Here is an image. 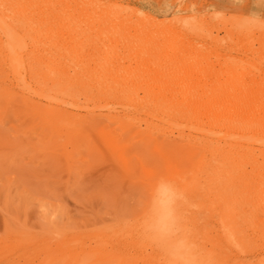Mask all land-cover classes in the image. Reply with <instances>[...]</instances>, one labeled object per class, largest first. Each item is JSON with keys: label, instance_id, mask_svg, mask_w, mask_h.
<instances>
[{"label": "bare ground", "instance_id": "obj_1", "mask_svg": "<svg viewBox=\"0 0 264 264\" xmlns=\"http://www.w3.org/2000/svg\"><path fill=\"white\" fill-rule=\"evenodd\" d=\"M22 1L26 0H0V58L19 83H26L25 92L40 91L41 95H46L50 101L48 107L30 106L51 133L61 135L65 132L66 136L73 135L81 141L86 133L95 132L98 136L95 141L118 158L120 167L125 169L135 164L139 170H145L144 165L154 161V170L146 173L150 183L159 175L167 174L177 175L193 185L207 172L209 161L215 160L217 166L212 186L207 192H191L193 221L201 228L209 246L220 254L222 264H235L231 253L252 254L257 249L264 250L262 67L242 68L224 81L217 82L214 78L220 71L215 65L202 63L192 67L197 60L205 61L211 52L200 53L197 44L188 43L185 34L178 32L184 23L182 19L160 21L148 15L134 31L141 36L148 30L155 32L146 41L133 46L130 39L134 38V31L126 27L137 13L135 9H128V17H114L112 12L94 17L87 9L71 12L68 8L64 12V0H57L54 5L50 0H27L29 5L26 6L30 11L22 9L6 14L13 4ZM94 4L98 7L103 5L98 1ZM109 21L113 22L114 35L118 36L112 46L118 52L121 50L118 46L122 45L125 53L122 56L115 53L99 68H93L91 63L80 65L76 60L81 54L91 56L90 50L107 49L104 41H92L89 50H54L51 47L42 51L40 48L45 43L41 39L33 43V51L27 52L17 38H10L11 33L33 29V26L41 28L55 24L50 28L52 30L56 23L73 22L91 28ZM69 35L62 29L53 30L52 37L56 39L53 44L57 47ZM237 44L239 52L252 51V47L248 48L245 43ZM166 46H170L167 53L168 58L172 57L171 67H148L146 63ZM30 56H33L31 64L27 60ZM66 59L71 63H64ZM121 72L130 77L119 79L117 76ZM92 74H96V78ZM82 77L89 83H84ZM139 77L147 78V84L153 80L158 84L144 97L125 98L131 88L129 79L137 80ZM70 87L83 88L89 90L88 93L98 91V95L105 97L106 105L97 108L105 109L114 103L121 111L108 109L106 114L101 113L107 118V125H96L94 111L82 115L63 108ZM28 99L33 103L31 98ZM136 111L176 129L180 141L172 143L161 138L160 135L172 131L153 126L149 121L145 123V129L137 125L138 129L134 131L141 147H148V150L142 158L132 157L127 148L134 147L131 142H122L108 126L112 121L127 124L124 129L136 125ZM102 259L127 264L126 258L116 254L105 255ZM259 264H264V259Z\"/></svg>", "mask_w": 264, "mask_h": 264}, {"label": "rangeland", "instance_id": "obj_2", "mask_svg": "<svg viewBox=\"0 0 264 264\" xmlns=\"http://www.w3.org/2000/svg\"><path fill=\"white\" fill-rule=\"evenodd\" d=\"M50 1L53 5L57 3V0ZM96 1L103 5L96 6ZM28 2L13 4L6 14L28 10ZM68 8L71 12L87 9L94 17L109 12L114 17H128V9H135L136 15L126 27L129 31H137L140 21L148 15L160 21L182 19L184 23L177 29L178 32L185 34L188 43L197 44L200 53L211 52L205 61L197 60L192 67L202 63L215 65L220 71L214 78L217 82L252 65H259L264 70V33L239 35L230 31L227 25L217 24L212 19L220 10L247 13L252 10V0H248L243 8H234L229 0H64L63 11ZM59 24L56 23L52 30L50 28L55 24L25 28L11 33L10 38H17L27 52L33 51V43L41 39L45 43L40 48L42 51L51 47L54 50L78 48L82 51L88 49L92 41H104L107 49L90 50L91 56L81 54L76 60L80 65L91 63L93 68H99L105 59L115 53L119 56L125 53L122 45L118 46L121 49L118 52L112 46L118 37L114 35L112 21L105 25L95 24L91 28L73 22ZM56 29L70 33L62 42H57L60 45L57 47L53 44L56 39L52 37V31ZM154 32L148 30L141 36L134 31L131 44L136 46L146 41ZM239 42L252 47V51L239 52ZM169 47H164L152 57L147 66L171 67L172 57L168 58L167 53ZM27 60L29 64L33 63V56ZM63 62L71 63L69 59ZM92 77L96 78V74ZM117 77L123 79L130 76L121 72ZM84 78L83 82L89 83ZM129 81L131 88L125 98L144 97L158 84L156 80L147 84L144 77ZM25 84L15 79L0 58V264H81L85 257L89 258L88 264H119L117 260L102 259L111 254L126 258L127 264H156L152 253L135 239L115 235L106 227L109 218L114 220L123 214L134 213L137 196L146 192L150 185L146 173L154 170V161L147 162L145 170H139L135 164L125 169L120 167L118 158L95 141L98 138L95 132L86 133L81 141L73 135L66 136L65 132L61 135L51 133L30 106L48 107L50 101L40 91L25 92ZM87 91L70 87L63 108L82 115L94 111V123L106 126L107 118L101 113L106 114L108 109L120 112V107L113 103L105 109L97 108L106 105L103 101L105 97L98 95V91ZM134 116L137 118L134 123L137 124L127 129H124L127 124L117 121L108 126L122 142H131L134 147L127 148L132 157L142 158L148 150V147H141L140 139L135 136L137 125L145 129V123L150 121L153 126L159 125L172 131L160 135L161 138L172 143L180 141L178 131L173 127L163 125L141 111H136ZM152 152L155 154L154 150ZM231 255L235 264H259L264 259V250Z\"/></svg>", "mask_w": 264, "mask_h": 264}, {"label": "clouds", "instance_id": "obj_3", "mask_svg": "<svg viewBox=\"0 0 264 264\" xmlns=\"http://www.w3.org/2000/svg\"><path fill=\"white\" fill-rule=\"evenodd\" d=\"M234 8H243L248 0H229ZM230 31L250 36L264 33V0H252L247 13L220 10L212 17ZM215 160L193 185L177 175H159L146 192L137 196L134 213L107 220V229L115 235L135 239L155 257L156 264H222L220 254L207 243L201 228L192 219V190L207 192L215 182ZM199 211V206L196 208ZM88 257L81 264H88Z\"/></svg>", "mask_w": 264, "mask_h": 264}]
</instances>
